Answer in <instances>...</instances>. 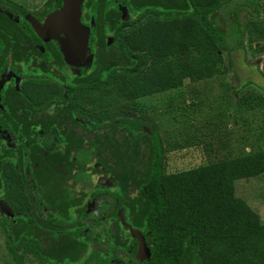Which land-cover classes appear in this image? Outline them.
<instances>
[{"label":"trees","instance_id":"obj_1","mask_svg":"<svg viewBox=\"0 0 264 264\" xmlns=\"http://www.w3.org/2000/svg\"><path fill=\"white\" fill-rule=\"evenodd\" d=\"M124 1L145 18L132 23L108 8V0H86L95 11L91 66L71 79L70 103L60 110L103 121H79L92 135L79 149L84 134L73 138L71 132L66 153L52 152V172L64 161L53 177L46 172L32 184L23 175L17 187L8 182V201L24 214L14 216L18 225L8 229L7 250L16 260L29 253L42 264H90L82 263L89 247L97 254L119 251L127 245L123 233L148 243L150 258L138 264H264V221L235 191L236 180L264 175V144L244 157L166 174L165 144L154 124L137 115L139 99L221 73V52L239 44L235 15L256 16L258 0ZM40 86L43 94L52 92ZM93 157L99 162L94 171L103 172L98 179L87 166ZM92 193L114 195L124 205L128 228L118 216L101 219L117 224L106 243L109 229L102 223L91 227L90 238L78 232L90 219L82 213ZM36 199L45 215L34 211Z\"/></svg>","mask_w":264,"mask_h":264},{"label":"flooded vegetation","instance_id":"obj_2","mask_svg":"<svg viewBox=\"0 0 264 264\" xmlns=\"http://www.w3.org/2000/svg\"><path fill=\"white\" fill-rule=\"evenodd\" d=\"M7 2L11 5H6ZM106 6L116 12L123 11L132 23L137 22V17L142 15L141 13H131L128 3L124 0H108ZM93 8L86 6V0H71V3L67 1L65 5L63 0L60 2L59 0H48L47 7L37 18L20 1L0 0V183L2 184L0 224L5 231V244L8 238V229L18 225L14 216L24 214L15 210L9 203L8 182L12 181V185L17 187L16 185L22 180L23 175H25L26 181L32 184L34 178H36V182L39 180V176L44 174L49 173L53 177L57 168L59 170L64 168V161H61L55 171L52 172L54 170L53 162L50 160L52 152L56 150L63 154L66 153L67 148L72 145L71 132H73V138H77L76 135L78 136V134H84L83 146L77 145L79 149L86 147L87 136L90 135L91 137L92 135L90 132L87 133L88 131L82 127L79 121H84L85 124L87 122L90 126L103 121L100 116L92 118L76 111V114H73L74 117H68L60 110L64 103H70V94L67 89L72 85L71 79L86 74L91 66L89 64L85 71L77 74L71 72L72 67L84 62L88 52L91 55L94 53L96 31L94 32L95 11ZM54 11L59 13L61 22L60 26H56V29H52L48 24L50 15ZM62 23L73 24L79 32L80 38L77 40L76 48H82L81 38L84 33L87 35L85 54L81 61L73 63L65 57L60 41L61 27L64 25ZM130 26L131 24L125 25L123 30L130 28ZM50 28L51 32L49 31ZM34 81L39 82L36 84L38 90L40 89L39 91L43 89L40 84H46V86H51L52 92H46L42 94L43 99L34 101L33 96L35 97L36 89L34 88L32 95L28 89ZM55 87H59L61 91L54 92ZM119 117L121 116L116 115L113 121ZM73 147L77 149L76 145ZM98 163L97 158L93 157L87 166L91 165V170L99 178L103 172L94 171V167ZM102 170L103 167H100V171ZM70 182L72 183L71 180ZM90 196L86 199V207L89 205ZM109 197L121 203L125 219L122 201L114 195ZM36 200L34 211L36 212L39 207L41 213L45 215L44 205L38 199ZM85 216L90 217L87 226L79 229H86L88 236L82 234L85 238H90L91 227L99 226L98 223H102L109 229L102 239L104 243L107 242L108 235L116 233L117 224L115 221L101 220L97 215ZM95 217H98V220H94ZM119 224L123 229L128 228L126 221L120 220ZM121 234V241H127V245L121 250L97 254L93 253L92 248L89 247L84 253L82 263L88 261L90 264H138L150 258L149 250L146 247L148 243L144 236L134 237ZM130 248L135 251V254L130 252ZM47 264L55 263L48 262Z\"/></svg>","mask_w":264,"mask_h":264},{"label":"rangeland","instance_id":"obj_3","mask_svg":"<svg viewBox=\"0 0 264 264\" xmlns=\"http://www.w3.org/2000/svg\"><path fill=\"white\" fill-rule=\"evenodd\" d=\"M17 1L37 18L48 3V0ZM144 18L145 14L137 20ZM235 18L239 44L230 53L221 52L223 60L218 64L221 73L198 81L185 80L178 88L138 100L137 115L146 116L145 121L154 124L165 144L166 174L244 157L255 151L257 145L264 144L258 137L263 133L264 140V0H258L256 16L240 10ZM90 58L88 52L84 62L72 67L71 72L85 71ZM38 83L34 81L28 88L30 95L36 89L34 101L44 98ZM248 93L252 96L245 103ZM235 191L264 221V175L236 180ZM82 215H97L101 219L115 215L125 221L121 203L96 193L90 196ZM85 230L79 232L88 236ZM130 252L135 254L132 248ZM0 264L41 263L29 253L16 260L6 248L5 231L0 224Z\"/></svg>","mask_w":264,"mask_h":264},{"label":"water","instance_id":"obj_4","mask_svg":"<svg viewBox=\"0 0 264 264\" xmlns=\"http://www.w3.org/2000/svg\"><path fill=\"white\" fill-rule=\"evenodd\" d=\"M63 1H64V5L66 4L67 1H68V3H71V0H63ZM73 9H71V10H73ZM48 22H49L48 24L51 26L52 29H56V26H58V25L60 26L61 22L59 20V13L57 11H54L50 15V19ZM62 24H64V23H62ZM51 28L49 29L50 32H51ZM61 32H62V36L60 38L61 49L65 53V55H66L65 57L69 61L70 60L73 61V63L81 61V58L85 54L84 48H86L85 45L87 43V35L84 33L83 37L81 38L82 48H76L77 40H79V38H80L79 32L77 31L76 27H74L73 24H71V23L64 24L61 27Z\"/></svg>","mask_w":264,"mask_h":264}]
</instances>
